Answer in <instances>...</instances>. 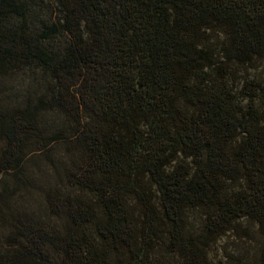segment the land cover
<instances>
[{
    "label": "trees",
    "instance_id": "trees-1",
    "mask_svg": "<svg viewBox=\"0 0 264 264\" xmlns=\"http://www.w3.org/2000/svg\"><path fill=\"white\" fill-rule=\"evenodd\" d=\"M56 2L58 25L0 30V77L45 85L0 112V179L23 185L28 147L52 163L64 142L83 159L65 169L74 190L45 198L63 231L12 224L0 264H210L244 223L264 233V95L246 79L242 105L227 87L233 67L264 63V0ZM9 18L25 20L18 0H0V29ZM45 113L71 134L48 136Z\"/></svg>",
    "mask_w": 264,
    "mask_h": 264
},
{
    "label": "rangeland",
    "instance_id": "rangeland-1",
    "mask_svg": "<svg viewBox=\"0 0 264 264\" xmlns=\"http://www.w3.org/2000/svg\"><path fill=\"white\" fill-rule=\"evenodd\" d=\"M25 9V20L9 18L3 21L1 31H12L20 24L26 25L33 34L61 20V10L56 0H18ZM65 40L60 35L52 36L48 48L59 54ZM247 72L233 67L234 76L227 87L235 98L244 105L238 90L249 80L257 89L259 95H264V63L256 62ZM249 85H247L248 87ZM45 90V85L36 73L25 72L11 76L0 77V112L19 107L28 98H32ZM46 134L52 136L62 132V136L71 134L70 127L62 116L45 113L43 116ZM44 127V125H42ZM4 144L0 139V153ZM34 147L27 148L24 162L23 185L14 179V174L2 175L0 179V247L5 245V238L13 229L12 224H31L49 232H62L63 221L53 217L46 204L48 192H60L66 195L67 188L65 169L72 163L83 159L78 152L68 151L66 144L60 142L52 145V163L42 154L31 153ZM15 220H18L15 222ZM202 218L193 213L188 218V225L196 233L201 228ZM243 232L237 235L228 234L220 238L207 249V260L210 264H264V233L250 223H244ZM172 262V261H171ZM173 264H178L172 262Z\"/></svg>",
    "mask_w": 264,
    "mask_h": 264
}]
</instances>
